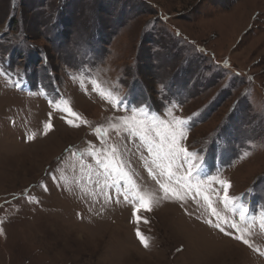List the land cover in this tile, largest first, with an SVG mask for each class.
<instances>
[{
    "label": "rangeland",
    "instance_id": "1",
    "mask_svg": "<svg viewBox=\"0 0 264 264\" xmlns=\"http://www.w3.org/2000/svg\"><path fill=\"white\" fill-rule=\"evenodd\" d=\"M0 264H264V0H0Z\"/></svg>",
    "mask_w": 264,
    "mask_h": 264
},
{
    "label": "snow or ice",
    "instance_id": "2",
    "mask_svg": "<svg viewBox=\"0 0 264 264\" xmlns=\"http://www.w3.org/2000/svg\"><path fill=\"white\" fill-rule=\"evenodd\" d=\"M72 116H75V113H71V110H68ZM68 124H72V120L67 121ZM133 131H136L139 129L143 133H147V125L144 121L134 120L133 122H125ZM186 123V121L176 118L171 123H164L161 122L160 128L156 129V136L158 137V142L156 143L155 147L157 149L155 155L157 159L161 161H166V163L158 164V167L161 168L162 173L167 175L169 179H171L175 173L173 172V167L177 164V161H181V164H187V172L185 175L179 178L181 184L185 188H191L192 185L190 183H187V181L193 176V173L196 169L200 167L199 164L193 163L194 154L190 153L187 148L182 147L180 144V140L185 137L186 133L184 132L182 126ZM51 125H45V128H49ZM99 132V129H97ZM29 140L33 139V136L28 137ZM115 151V149H113ZM151 151V149H149ZM181 157H183V160H181ZM97 164H100L101 167L105 171L111 170V173L118 174L120 179H126L127 173L123 172L118 165L114 163L113 160H109L107 163L97 160ZM220 183L224 186V197H223V203L225 204V207H227L230 203V199L228 196V187L229 184L226 181H220ZM161 189L168 193L171 191L167 185L161 184ZM197 187H199L197 185ZM136 195L139 196V204L140 207L150 210V198L147 195H140L137 193ZM178 195V194H177ZM204 200L207 202V206L210 209V211L216 215L218 220H221L223 223H229L225 218L219 216V213L216 212V209L212 206V203L207 195L204 196ZM236 207H240L242 210L240 212L241 219L244 218V213L247 211L246 209H243L242 206L236 205ZM235 210V209H234ZM135 216V212L133 213ZM137 219H139L137 217ZM208 223H212L211 221H208ZM217 229H219L222 233H225L226 235L228 233L225 232L224 228L221 227V223H216L214 225ZM229 227L233 229H237L238 225L236 223H229ZM137 237L139 238L140 242L144 244L145 247H147V243L145 241V238L141 235L139 231L136 233ZM237 240H242L244 244H248V240L244 239L243 232H241L240 235H237L235 237Z\"/></svg>",
    "mask_w": 264,
    "mask_h": 264
}]
</instances>
